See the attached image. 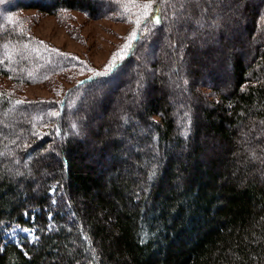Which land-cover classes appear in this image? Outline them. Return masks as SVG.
<instances>
[{
  "label": "trees",
  "instance_id": "16d2710c",
  "mask_svg": "<svg viewBox=\"0 0 264 264\" xmlns=\"http://www.w3.org/2000/svg\"><path fill=\"white\" fill-rule=\"evenodd\" d=\"M24 10L128 15L122 0H0V264H264V0H156L116 66L58 101L21 96L78 64ZM15 228L34 239L8 241Z\"/></svg>",
  "mask_w": 264,
  "mask_h": 264
},
{
  "label": "rangeland",
  "instance_id": "374dc122",
  "mask_svg": "<svg viewBox=\"0 0 264 264\" xmlns=\"http://www.w3.org/2000/svg\"><path fill=\"white\" fill-rule=\"evenodd\" d=\"M155 1L137 0L138 3L151 2L152 4ZM133 11L139 12L140 10L134 8ZM126 14L128 15L123 20L114 18L95 20L89 19L79 11L65 12L62 15H46L34 10L19 11L17 17L19 15L21 18L27 33L43 46L65 54L69 59L72 58L74 63H78H75L77 64L75 65L76 67L73 66L75 68L69 70L63 77H53L46 83H32L22 88L21 96L30 100L58 101L62 96V92L72 86L79 78L93 72L106 71L113 57L120 59L117 54L124 55L127 49L124 51L122 49H124L126 44H129L131 33L133 31L137 33L141 29L142 24L137 29L133 23L129 22V20L135 19V16L131 13ZM235 37L242 40L245 51L248 53L245 58L248 63L251 62V47L253 45L249 44L244 35L240 37L236 34ZM222 44L221 55H216L215 51L213 55L211 54L213 58L217 57V59H213L216 60L214 64H225L226 47H229L230 44L227 41ZM147 52V55L150 56L149 51ZM198 55L199 53H195L187 58L186 64L188 67L193 69L196 66L198 67ZM207 61L209 62V59ZM9 86L10 82L8 79L0 77V89L4 90ZM19 234L28 236L32 240L34 239L33 232L20 228L11 230L6 238L8 241H18Z\"/></svg>",
  "mask_w": 264,
  "mask_h": 264
},
{
  "label": "snow or ice",
  "instance_id": "6c2138e0",
  "mask_svg": "<svg viewBox=\"0 0 264 264\" xmlns=\"http://www.w3.org/2000/svg\"><path fill=\"white\" fill-rule=\"evenodd\" d=\"M122 7L123 10L126 13H131L133 16H135V19L129 20L130 23H133L135 28L139 29L142 22L150 15V13L153 11V4L151 2L149 3H138L137 0H122ZM139 9V12H134L133 9ZM153 20L155 23L160 22V17L159 16H154ZM136 39V31H133L130 35L129 38V44H126L124 46V49L122 51L126 50L128 47H130L131 40ZM119 58H123L122 55L119 53L117 54ZM116 59L117 57H113L112 62L108 65L106 72L111 71L115 66H116ZM105 73H97V75H103ZM17 103H21V101H18ZM52 115H57V113H52Z\"/></svg>",
  "mask_w": 264,
  "mask_h": 264
}]
</instances>
